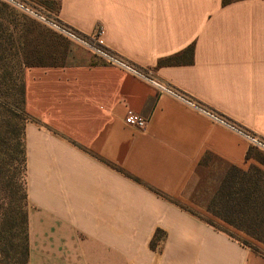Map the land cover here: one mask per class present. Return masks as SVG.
Wrapping results in <instances>:
<instances>
[{
	"label": "crops",
	"instance_id": "crops-1",
	"mask_svg": "<svg viewBox=\"0 0 264 264\" xmlns=\"http://www.w3.org/2000/svg\"><path fill=\"white\" fill-rule=\"evenodd\" d=\"M31 1L264 138V0ZM40 31L43 52L22 70L27 264H264L191 201L206 158L242 166L258 149L82 43ZM128 110L144 128L124 122Z\"/></svg>",
	"mask_w": 264,
	"mask_h": 264
},
{
	"label": "trees",
	"instance_id": "trees-1",
	"mask_svg": "<svg viewBox=\"0 0 264 264\" xmlns=\"http://www.w3.org/2000/svg\"><path fill=\"white\" fill-rule=\"evenodd\" d=\"M57 22L74 31L80 37L91 41L86 35L75 31L59 21ZM29 35H26L21 42L20 50H16L14 54L10 55L12 60L8 61V64L0 63V89L6 85L8 72L10 75L15 70V66L19 67L20 78L17 87V101L20 104L24 117L27 119H30V117L24 112L23 108L24 85L22 70L24 66L32 65L34 60L43 52L40 43L42 31L38 35ZM2 58L3 50L0 48V61ZM23 131L24 129H22L20 141L12 147L7 143V125L0 124L1 264L28 263L26 157ZM252 152H247L246 162L250 159ZM202 163L209 167L205 162ZM228 166L227 169L219 172L215 186L210 188L206 186L207 180H210L212 177L205 176L200 180L191 196V201L199 205L197 196L200 195L205 201V205H201L205 212L244 232L255 243L264 246V172L262 179H260L249 173L248 170L242 171L238 170L237 166ZM251 168L253 166H249L248 169ZM260 172L262 173V171ZM206 221L215 228L224 231L218 228L214 222L209 221V219H206ZM229 235L232 236L231 234ZM16 236L20 237V240L14 241ZM247 246L257 255L264 257V250L260 249L256 244L249 243Z\"/></svg>",
	"mask_w": 264,
	"mask_h": 264
},
{
	"label": "rangeland",
	"instance_id": "rangeland-1",
	"mask_svg": "<svg viewBox=\"0 0 264 264\" xmlns=\"http://www.w3.org/2000/svg\"><path fill=\"white\" fill-rule=\"evenodd\" d=\"M40 16L43 19L46 18L48 20L51 18L48 14L43 12L40 14ZM42 18L37 17L36 15L13 3L0 0V48L3 50V58L0 61L1 64H8V61L12 60L10 55L14 54L16 50H20L21 42L24 40L26 35H29L32 31V35H34L37 33V31L43 29V27H47V23ZM15 67L16 68L13 73L9 75L8 72V77H6V85L0 89V124L7 125V143L12 147L20 141L22 129H24V125L28 121V119L24 117L20 104L17 101V87L20 78V71L18 66ZM205 163L209 165V167L207 166V173L205 176L212 177L206 182V186L210 188L215 186L217 180L216 178L219 172H222L229 166L224 163L216 162L211 158H206ZM249 166H253V168L248 169ZM237 169L242 171L248 170L249 173L262 179V174L264 172V152L260 150L252 152L250 159L242 166H237ZM259 170L262 171V173ZM197 201L199 205L194 204V208L198 214H202L204 218L214 222L218 228L231 234L242 244L245 243V246H247L249 243H252L264 250L263 245L255 243L244 232L233 228L232 226L214 218L212 215L205 212L201 207V205L205 203L203 197L201 198L200 195H198ZM17 240H20V237L16 236L14 241Z\"/></svg>",
	"mask_w": 264,
	"mask_h": 264
},
{
	"label": "built area",
	"instance_id": "built-area-1",
	"mask_svg": "<svg viewBox=\"0 0 264 264\" xmlns=\"http://www.w3.org/2000/svg\"><path fill=\"white\" fill-rule=\"evenodd\" d=\"M2 1L13 3V4L23 8L24 10L36 15L39 18H42L40 16V14H42V12L46 13V11L43 10L38 3L31 1V0H2ZM40 10H41V12H40ZM51 18H50V20H48L46 18H44V19L42 18V19L47 23V25L52 27L55 31L59 32L60 34L66 36V37L72 38V39L82 43L86 48H88L93 53H96L99 56H101L102 58H104L108 63L116 65V66L128 71L129 73L136 76L137 78L147 82L149 85H151L156 90V92L158 94L170 95L174 98H177V99L199 109L202 112H205L216 122L221 123L222 125H225L227 127H230L232 129H234L235 131H237L238 133L242 134L245 137V139L248 141L250 146H253V147L257 148L258 150L264 152V138L256 136L254 134L249 133L246 130L241 129L240 127L236 126L234 123L227 120L226 118L208 110L206 107L196 103L195 101H193L192 99H190L189 97H187L186 95H184L183 93L178 91L177 89H175V88L171 87L170 85L166 84L165 82L157 79L156 77L151 75V73H149L148 71L138 68L137 66H135L132 63L128 62L127 60L123 59L119 55H117V54L105 49L104 47L100 46L98 43H96L94 41H88V40L80 37L74 31L58 24V22L54 18H52V19ZM97 32H98V34H100L102 31H101V29H98ZM124 122L127 125H132V126H135L137 128H144V126L146 124V120L143 117L139 116L138 114L134 113L131 110H128L126 112V114L124 116Z\"/></svg>",
	"mask_w": 264,
	"mask_h": 264
}]
</instances>
